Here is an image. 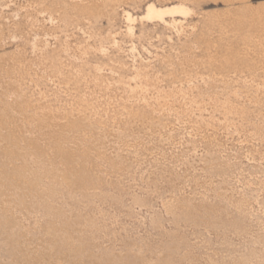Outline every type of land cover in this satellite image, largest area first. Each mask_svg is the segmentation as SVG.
I'll list each match as a JSON object with an SVG mask.
<instances>
[{
	"label": "rangeland",
	"instance_id": "1",
	"mask_svg": "<svg viewBox=\"0 0 264 264\" xmlns=\"http://www.w3.org/2000/svg\"><path fill=\"white\" fill-rule=\"evenodd\" d=\"M0 264H264V0H0Z\"/></svg>",
	"mask_w": 264,
	"mask_h": 264
},
{
	"label": "bare ground",
	"instance_id": "2",
	"mask_svg": "<svg viewBox=\"0 0 264 264\" xmlns=\"http://www.w3.org/2000/svg\"><path fill=\"white\" fill-rule=\"evenodd\" d=\"M187 9L183 5H163L159 6L155 3H150L147 6L145 16L151 19H164L167 14L186 13Z\"/></svg>",
	"mask_w": 264,
	"mask_h": 264
}]
</instances>
